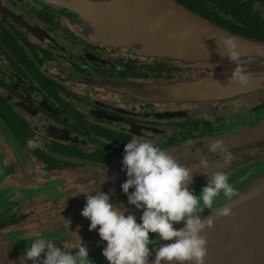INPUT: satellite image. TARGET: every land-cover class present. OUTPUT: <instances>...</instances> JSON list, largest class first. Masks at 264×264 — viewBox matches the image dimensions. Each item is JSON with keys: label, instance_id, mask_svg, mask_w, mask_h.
Listing matches in <instances>:
<instances>
[{"label": "flooded vegetation", "instance_id": "obj_1", "mask_svg": "<svg viewBox=\"0 0 264 264\" xmlns=\"http://www.w3.org/2000/svg\"><path fill=\"white\" fill-rule=\"evenodd\" d=\"M72 1L0 0V230L24 251L36 237L74 252L82 240L89 258L104 264L106 241L89 224L78 225L76 213L99 185L114 190L112 203H123L125 214L135 207L121 189L131 135L146 134L190 168L195 192L213 168L242 158L221 170L232 183L264 166V149L255 147L264 140L184 156L264 124V88L208 97L202 85L229 79L235 63L187 62L147 55L139 44L114 45ZM229 30L264 43L251 36L264 37L260 30ZM240 62L248 77L264 76L262 56Z\"/></svg>", "mask_w": 264, "mask_h": 264}, {"label": "clouds", "instance_id": "obj_2", "mask_svg": "<svg viewBox=\"0 0 264 264\" xmlns=\"http://www.w3.org/2000/svg\"><path fill=\"white\" fill-rule=\"evenodd\" d=\"M219 42L229 61L235 63L229 79L244 85L248 82L245 66L241 64V49L234 36L221 35ZM204 120L213 116L205 114ZM222 139L208 144L209 152L224 150ZM122 169L127 179L121 189L129 204L142 210L139 220L134 213L118 209L112 203L114 190L99 188L86 193L81 214L90 220L89 230H96L106 241L102 255L109 264H204L207 240L202 234L213 221L204 222L200 213L213 207L214 199L223 194L224 216L233 212L229 202L237 196L236 188L223 171H215L197 195L190 188L193 172L145 135L132 134L124 145ZM132 189V191H130ZM202 201V206H201ZM182 223V226H180ZM99 226V227H98ZM150 233L155 234L150 236ZM36 237L25 247L21 264H95L89 258L82 240L69 250L62 242ZM154 256L151 261L149 257Z\"/></svg>", "mask_w": 264, "mask_h": 264}, {"label": "water", "instance_id": "obj_3", "mask_svg": "<svg viewBox=\"0 0 264 264\" xmlns=\"http://www.w3.org/2000/svg\"><path fill=\"white\" fill-rule=\"evenodd\" d=\"M69 6L91 22L107 42L121 46L139 44L147 55L187 62L216 61L227 58L226 52L221 54L223 46L219 37L231 35L238 39L241 57L264 58L263 42L238 36L178 0H74ZM202 86L209 88L208 97L234 96L264 88V76L249 77L244 85L221 79ZM222 140L225 149L258 143L264 140V124ZM208 152V147L197 149L187 153L184 159ZM242 161L236 158L218 165L209 174ZM114 206L120 210L126 208L123 203ZM223 206L200 213L205 223L213 221L202 232L207 240L204 264H264V180L229 202L231 214L224 216ZM139 211L132 207L127 213L137 215ZM76 221L78 225L90 224L81 210L76 213ZM24 255L25 251L0 230V264H21ZM153 258L149 257V261Z\"/></svg>", "mask_w": 264, "mask_h": 264}, {"label": "trees", "instance_id": "obj_4", "mask_svg": "<svg viewBox=\"0 0 264 264\" xmlns=\"http://www.w3.org/2000/svg\"><path fill=\"white\" fill-rule=\"evenodd\" d=\"M214 23L245 33L249 29L264 33V0H178ZM246 23V24H245ZM259 40L264 37L251 35Z\"/></svg>", "mask_w": 264, "mask_h": 264}, {"label": "rangeland", "instance_id": "obj_5", "mask_svg": "<svg viewBox=\"0 0 264 264\" xmlns=\"http://www.w3.org/2000/svg\"><path fill=\"white\" fill-rule=\"evenodd\" d=\"M255 146V145H254ZM252 146V147H254ZM255 147H258L260 149H264V142L262 144H257ZM264 166L258 167L255 171H252L250 175H247L246 177H242L241 179L232 182L231 184L236 188L237 190V196L241 195L248 189H251L261 183L264 180ZM200 191H197L196 194L198 195ZM226 203V200L224 196H220L216 198L213 202V207L211 209H205V210H215L219 208L220 206L224 205ZM204 210V211H205ZM151 236V234H150Z\"/></svg>", "mask_w": 264, "mask_h": 264}]
</instances>
